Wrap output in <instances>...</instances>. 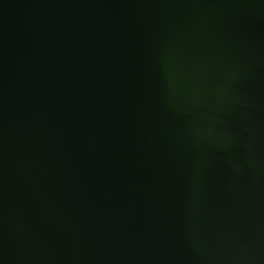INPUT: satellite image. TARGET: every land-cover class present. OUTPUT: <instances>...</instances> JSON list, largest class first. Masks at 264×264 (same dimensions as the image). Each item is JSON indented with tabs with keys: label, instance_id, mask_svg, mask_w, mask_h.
<instances>
[{
	"label": "water",
	"instance_id": "obj_1",
	"mask_svg": "<svg viewBox=\"0 0 264 264\" xmlns=\"http://www.w3.org/2000/svg\"><path fill=\"white\" fill-rule=\"evenodd\" d=\"M0 264H264V0H0Z\"/></svg>",
	"mask_w": 264,
	"mask_h": 264
}]
</instances>
